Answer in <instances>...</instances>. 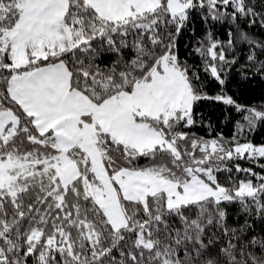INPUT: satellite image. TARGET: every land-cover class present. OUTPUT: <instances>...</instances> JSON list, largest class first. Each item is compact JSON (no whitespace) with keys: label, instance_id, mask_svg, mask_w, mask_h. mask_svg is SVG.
<instances>
[{"label":"snow or ice","instance_id":"6c2138e0","mask_svg":"<svg viewBox=\"0 0 264 264\" xmlns=\"http://www.w3.org/2000/svg\"><path fill=\"white\" fill-rule=\"evenodd\" d=\"M195 18L227 40L206 27L191 64ZM257 26L264 0H0V264H264V174L238 163L264 170V102L226 90L264 78Z\"/></svg>","mask_w":264,"mask_h":264},{"label":"trees","instance_id":"16d2710c","mask_svg":"<svg viewBox=\"0 0 264 264\" xmlns=\"http://www.w3.org/2000/svg\"><path fill=\"white\" fill-rule=\"evenodd\" d=\"M195 28V36L193 35L191 28ZM210 27L216 37L221 40H227V25L219 24L216 22L209 21L207 25L200 20L199 18H195L193 23L190 25L188 29L182 31L180 36L177 38V49L180 54L181 59H187V61L191 64L198 63V60L189 55L188 53L191 51L192 47L196 43V38L200 37L205 28ZM242 27L247 31V25L242 24ZM252 34L257 39H264V30L259 29V27H255L251 29ZM239 52L241 55V63L244 62V55H246V45H241L239 48ZM251 75V74H249ZM226 90L229 95L233 97L238 103L245 105H254L264 102V78H261L259 75L252 76L250 79L242 80L239 75L233 71L230 76L228 83L226 85ZM207 91L209 95H214L219 91V86L215 83L209 84ZM196 111L203 114V120L205 123L210 122L212 125L211 135L215 136L217 133H223L224 136H231L233 133V123L236 119L235 115H232V110L228 109V114L231 115V120H225V109L222 104L214 103L211 101H202L196 108ZM199 118V117H198ZM199 135L208 136L209 129L204 126H197L193 129ZM247 140H250L255 145L264 144V126H259L256 131L246 133ZM244 138L242 137V140ZM242 167L252 168L256 172H261L264 174V170L260 169L256 164L249 163L246 161H238ZM260 163H264V160H261ZM227 174L220 175L221 182H224L225 176ZM240 178L244 177L243 173L236 174ZM254 179V178H253ZM230 213L233 216L236 213V208L230 207ZM230 223L234 225H239L243 223V217H241L238 221L230 218ZM256 230L259 231V222L257 221Z\"/></svg>","mask_w":264,"mask_h":264}]
</instances>
